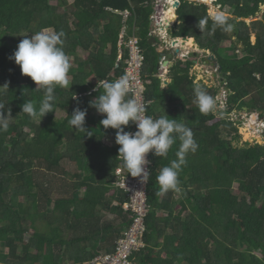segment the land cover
<instances>
[{
	"label": "trees",
	"instance_id": "obj_1",
	"mask_svg": "<svg viewBox=\"0 0 264 264\" xmlns=\"http://www.w3.org/2000/svg\"><path fill=\"white\" fill-rule=\"evenodd\" d=\"M153 1L75 0L67 6V0H0V85L9 86L0 95V102L11 111L9 128L0 131V243L9 250L7 254L0 251V264H85L102 250L114 251L131 225L130 213L123 210L128 197L113 184L116 168L123 166L120 145L115 142L116 130L103 129L100 121L104 116L89 106L99 95L93 90L97 81L115 80L124 74L125 63L121 60L116 66L120 48L125 49L124 43L119 45L124 26V37L137 36L145 54L143 72L151 79L145 96L147 115H166L154 106L166 98L168 118L191 128L198 144L196 152L187 155L179 177L183 193L178 204L183 201L188 205L186 217L175 213L174 200L168 194H159L157 183L160 169L176 159L179 141L167 157L149 153L152 164L147 184L146 246L133 254L135 263L264 264V144H235L234 140L241 138L239 128L230 117L221 116L233 108L243 110L245 105L249 111H261L264 117V19L255 20L264 0H216L222 10L230 13L233 29L225 32L217 28L211 35L207 4L181 0L177 10L172 36L195 38L202 48L212 51L222 67L220 76L228 89V104L227 109L220 110L217 121L215 110L201 113L195 102L194 87L201 85L190 76L193 60L175 62L167 89L155 75L160 54L149 43ZM126 11L130 12L127 19L123 14ZM251 17L254 20L247 22ZM200 18H207L203 32L196 26ZM50 26L64 33L62 47L71 59L68 76L72 85L55 89V110L61 104L68 108L67 116L56 118L54 112H49L40 121L23 113L22 105L31 101L38 109L44 90L35 89L36 83L23 75L9 57L17 49L19 41L15 39L19 35H32ZM253 33L257 35L255 43L251 40ZM6 36L14 41L9 43ZM185 44L195 46L193 39ZM78 47L91 50L86 60L78 57ZM227 48L236 54L243 51V55L227 58L222 53ZM123 54L125 60L127 51ZM92 77L96 80L90 81ZM223 84L201 87L217 97ZM241 101L245 102L243 106H239ZM77 107L87 109L85 127L92 132L90 136L68 123ZM27 126L31 132L25 131ZM133 128L130 122L125 130ZM106 139L111 144H106ZM66 157L76 163L78 171L72 182L63 178L64 195L55 199L48 177L56 173ZM35 163L48 170L46 182L39 179ZM236 183L238 192L234 189ZM113 189L116 192L111 194ZM6 195L10 196L8 201ZM22 197L26 203L20 200ZM15 205L20 209L15 218H9V209ZM162 210L168 212L165 220L158 215ZM101 212L116 217L104 221ZM40 218L44 220L43 228L39 226ZM70 231L72 236H63ZM26 234H30L27 240ZM98 240L100 244H96ZM49 245L53 252H48Z\"/></svg>",
	"mask_w": 264,
	"mask_h": 264
},
{
	"label": "clouds",
	"instance_id": "obj_2",
	"mask_svg": "<svg viewBox=\"0 0 264 264\" xmlns=\"http://www.w3.org/2000/svg\"><path fill=\"white\" fill-rule=\"evenodd\" d=\"M211 19L212 29L209 35L214 33L217 28L225 32L232 31L233 24L229 22L230 18L225 12L217 11ZM196 26L201 32L205 31L207 18H200ZM159 28L161 27L159 26L158 30ZM169 34L172 35L170 31ZM153 36H156L157 39L154 45L160 41L161 45L165 46V40L168 39L167 33L164 38L151 33V38ZM63 37L62 31L48 30L32 33L30 37L24 35V38L18 43L17 49L9 57L20 66L23 75L31 77L36 83L35 89L44 90V96L39 102L38 109L31 101L24 102L22 105L23 113L34 118L39 117L40 121L47 113H55L56 87L72 85L68 79L72 66L71 59L62 47ZM128 38L124 37V45ZM189 49L195 50L196 48ZM186 58L189 59L190 57ZM164 60L166 59L164 58ZM162 67L163 64L160 63L159 71ZM8 90V83L0 85V95L5 94ZM93 90L99 91V95L89 102V106L94 107L99 114L104 116L100 121L103 129L111 127L116 130L115 142L120 145L118 153L122 158L123 167L131 176L139 177L144 181L148 175L147 154L151 152L154 156L167 157L170 149L179 141V147L175 153L176 159L172 160L169 165L162 167L157 175L159 194H167L169 191L179 192V177L183 166L187 163L186 157L189 153H195L198 148L192 129L176 119H169L167 114L155 118L147 115L146 106L136 98L129 97L130 88L126 77L97 81ZM194 94L195 102L201 113L207 114L216 109L217 98L207 90L201 86H195ZM86 115L87 109L81 110L77 107L70 115L71 118L68 123L75 130L90 136L92 132L85 127ZM10 117V109H7L6 105L0 102V131H6L9 128ZM130 122L135 125L136 131L125 130Z\"/></svg>",
	"mask_w": 264,
	"mask_h": 264
},
{
	"label": "built area",
	"instance_id": "obj_3",
	"mask_svg": "<svg viewBox=\"0 0 264 264\" xmlns=\"http://www.w3.org/2000/svg\"><path fill=\"white\" fill-rule=\"evenodd\" d=\"M174 2L175 0H154L152 2L154 8V12L151 15L152 21L158 23L157 19L160 17V11H164V16H161V20L163 21L164 25H167L169 21H171L172 24L170 25L173 26L176 21L172 20V17L168 16L167 13L171 10L176 12L177 9L173 6ZM165 7L167 13H165ZM129 14L130 12L126 11V16H129ZM159 26L161 27L162 24L158 23L157 28ZM166 31V27L164 29L159 28V30L155 29L152 32V35L155 34L161 38H164ZM125 46L127 49V56L124 60V74L118 76L116 79L120 77H126L129 82V93L132 95V98H136L140 103L147 107L148 103L146 102L145 96L147 86L149 85L150 81L148 78H146V75L143 72V66L145 62L143 48L140 44L139 38L134 34L129 36L127 42H125ZM184 54L189 57L190 51L183 52V56ZM119 57L123 58V54L121 53ZM217 70L218 68L215 67L216 72ZM263 124L264 121L262 122V125ZM130 131H136L135 125ZM146 159L149 161V163L146 165L148 175L145 177L144 181H142L139 177H133L130 174H127L122 165L116 168V179L113 184L115 188L125 192L128 197V201L123 204V210L130 213L132 223L118 239L114 251L100 253L90 261V264H136L133 254L146 246L145 220L149 211L147 184L149 170L152 164L149 158V153L147 154Z\"/></svg>",
	"mask_w": 264,
	"mask_h": 264
},
{
	"label": "rangeland",
	"instance_id": "obj_4",
	"mask_svg": "<svg viewBox=\"0 0 264 264\" xmlns=\"http://www.w3.org/2000/svg\"><path fill=\"white\" fill-rule=\"evenodd\" d=\"M190 1L201 2V3L207 4L208 7H209L208 14H210L211 17L217 11H222L221 7L218 4H216V0H190ZM74 2H75V0H67V3H68L67 6L72 5ZM51 3L54 4V5L57 4L56 1H52ZM67 6H64L63 8H61L60 11L61 12L64 11ZM222 12L226 13V10L223 9ZM226 14L228 16H230V13H226ZM250 20L251 19H248L247 22H249ZM175 23H174V26H175ZM174 26H172L168 30L171 32ZM151 28H152V24H151ZM45 30L54 31L52 26H50L48 29H45ZM24 35H27L29 37L31 36V34H22V35H19L15 40H18L20 42L24 38ZM254 39H255V35L253 34L251 36V40L253 41ZM6 40L9 43H12L14 41L13 38L7 37V36H6ZM184 46L188 47V48H191V46H193V45L192 44H184ZM196 50H197V48H196ZM233 51L234 50H232V48H227V49H223L222 53H223V56H225L227 58H232L234 56H237V54L240 55V56L243 55V51L239 50L237 54L233 53ZM90 52H91V50H84L81 47H78L77 51H76L77 55L79 54L78 57L82 58L83 60H85L84 58H87L89 56ZM166 67H167V65H166ZM209 72H213V71H209ZM209 72L206 71V70L202 71V68H199V65L196 64V65L191 67L190 76H194V78H195L194 81H195L196 84L201 85V86H205L207 88H211L214 85L223 84V82L225 80L223 81V79L220 80V78H218V80H219L218 81L216 79V77H218V76L215 77V76L211 75V73L208 74ZM215 72L216 71H214V73ZM216 74H218V73L216 72ZM68 79L71 80L70 77H68ZM227 97H228V89L225 86V84H223L221 86V88H220V91H219L217 97H216L217 98V107L215 109L217 111V113H216L217 114L216 121L219 120V118H221V116H225L227 118L230 117L231 120H233L235 122V124L239 128L238 130H239V134L241 135V138L239 140L235 139L234 143L238 144L241 147L247 146V142L251 143L252 145L256 144V143L264 144V126H263L264 124L262 125V122L264 121V118H262L261 115L259 113H257V112H259L257 110L249 111L248 108L245 107V105H244L245 102L244 101H241L240 104H239V106H241V105L243 106L244 105L243 110H240L238 108H233L229 114H227V115L223 114V115L220 116V110L227 109L226 108L227 104H228L227 103ZM164 99H165V101H160L159 102L160 106L156 107V111L157 112H161L163 114H167L170 111L169 110V106H168L169 103H168V100L166 98H164ZM67 113H68V108H65L64 106H62L60 104V105H58L57 109L55 110V117L56 118H63L65 116H67ZM35 118L39 120V117H35ZM10 120H11V117H10ZM25 131L26 132H29V131L31 132L30 127L27 126L25 128ZM226 137H228L229 139L232 138L231 135H226ZM111 142L112 141H109L108 139L105 140L106 144H108V143L111 144ZM34 167H35L34 170L39 172V179L44 181V182H46L47 180L45 178V174H46V172H48V170L46 169L45 165L44 166H39L37 163H35ZM77 171H78V169H77L76 163L73 160H71L70 158L66 157V158H64L61 161V166L58 168L56 173L55 174L52 173V174L49 175L48 178L53 183V184L52 183L49 184V186L52 189L51 190V194H52V196L55 199H57V198H59V197L64 195L63 194V189H65V187L63 186V184H64L63 183V181H64L63 178H66L67 181H70L72 179L73 174L75 172H77ZM65 172H68L69 174L66 176ZM71 182H72V180H71ZM234 189L236 190V192H238V184L237 183L234 185ZM182 193H183V188L181 187L180 191L178 192V198H182V195H181ZM65 195H69V193H65ZM9 197L10 196L6 195L5 200L8 201ZM20 200L23 201L24 203H26L24 197L20 198ZM19 209L20 208H17L16 205L13 208H10L9 209V218H15L14 214H15V212H18ZM188 212H189L188 205L185 204L183 201L179 202V204H178V213L182 217H186ZM11 214H13V216ZM99 215L102 216L105 221L115 218V216H111V215H109L107 213H103V212H101V214H99ZM166 218L167 217L164 216L161 219L165 220ZM5 222H7V221H5ZM39 222H40L39 226L41 228H43L44 227L43 218H40ZM2 223H3V220H0V225H2ZM32 229H34V226H32ZM72 235H73V231L63 233L64 237H69V236H72ZM26 236L29 237L28 234H26ZM153 237L155 239L156 234ZM2 245L3 244L0 243V248L4 251L5 247L2 246ZM53 250H54L53 246L49 245L48 252H53ZM257 253L260 255L259 251H257ZM87 264H90V262H88Z\"/></svg>",
	"mask_w": 264,
	"mask_h": 264
},
{
	"label": "crops",
	"instance_id": "obj_5",
	"mask_svg": "<svg viewBox=\"0 0 264 264\" xmlns=\"http://www.w3.org/2000/svg\"><path fill=\"white\" fill-rule=\"evenodd\" d=\"M220 6V5H219ZM221 7V6H220ZM165 10H166V7H165ZM223 11V10H222ZM163 12V11H162ZM165 13H167V10L165 11ZM123 14H125V19H127V17L128 16H126V13H123ZM168 15V14H167ZM166 16V15H165ZM169 16V15H168ZM163 17V16H162ZM252 18H254V17H252ZM178 19V18H177ZM263 20L264 19V5H262V7H261V11L258 13V15H257V17L255 18V20ZM248 20V19H247ZM249 22H251V21H249ZM174 26V25H173ZM155 27V28H154ZM126 29V27L124 26L123 27V29H122V31H121V36H120V43H119V45H120V47L122 46V44L124 43L123 42V40H124V30ZM158 30V28H157V24H154V22L152 21V31H151V33L154 31V30ZM151 33H150V35H151ZM254 35H255V39L252 41L253 43H255L256 41H257V35H256V33H253ZM252 34V35H253ZM150 39H151V37H150ZM192 39H195V38H192ZM150 41V40H149ZM154 43L155 42H153L152 41V43L151 44H153L154 45ZM198 44V43H197ZM161 45V43H160V41H158L154 46H156V50H157V52L160 54V58H159V62L160 63H162V64H165V62H166V60L168 59L167 58V54H171V53H173L174 51H173V49H171V50H168L167 49V47H164V50H159V48H157V47H159ZM199 45V44H198ZM124 51L120 48V51H119V54H118V60H117V67L119 66V63H120V61L122 60L123 61V63L125 62L122 58H120L119 57V55L122 53L123 54V52H125V51H127V49H126V47H125V45H124ZM194 48H195V46H194ZM85 50V49H84ZM186 51H190V55H189V59H191L192 57H193V53H194V51H197V55H198V57L200 58V61L198 62V63H195V65L196 64H198L199 65V68H202V71H213V72H209L208 74H210L211 73V75H213V76H218V77H216V79L218 80V78H220V80L222 79L221 78V76H220V74H216V72L214 73V71H215V66L214 65H212L211 63H207V56H209L211 53H212V51H211V53H209V51H200V50H193V49H189V48H187L186 47V49L183 51V52H186ZM189 53V52H188ZM188 53H186V54H188ZM213 54V53H212ZM79 55V54H78ZM201 55V56H200ZM123 56H124V54H123ZM184 57H188V56H186L185 54H184ZM164 58L166 59V60H164ZM85 60L87 59V58H84ZM178 59H180L179 57H177V56H173L172 58H170L169 59V61H170V63L172 64V66L175 64V62L178 60ZM159 63V64H160ZM167 64V63H166ZM171 66V67H172ZM166 67V66H165ZM170 67V68H171ZM170 68H168V66H167V68H165L164 70H163V73H160V71H159V68H158V71H157V73L155 74V75H157L159 78H161L162 79V88L163 89H167L168 88V85L170 84V82H171V78L169 77V71H170ZM209 68V69H208ZM151 74V73H150ZM112 75H114V72H112ZM148 75V74H147ZM68 77H70L71 78V76H68ZM148 77L149 78H151L149 75H148ZM93 79H95V77H92V78H90V81L91 80H93ZM166 79H168L169 80V83H168V85H165V83H164V80H166ZM96 80V79H95ZM216 80V81H217ZM149 81H151V79L149 80ZM219 81V80H218ZM164 101V100H163ZM163 105V104H162ZM168 105V104H167ZM154 106H155V108L156 107H159L160 106V103H155L154 104ZM165 106V105H164ZM215 112H217L216 110H215ZM261 115V114H260ZM262 117V116H261ZM262 118H264V117H262ZM116 189V188H115ZM115 189H113L112 191H111V194H114L115 192H116V190ZM119 190V189H118ZM168 195H167V197L169 196V197H171L173 200H174V210H175V213H178V192H174V194H170V193H167ZM164 198V197H163ZM114 204H117V202L116 201H114ZM172 205L173 204H171V207H172ZM54 206H55V204L53 203L52 205H51V208H54ZM41 212L42 213H44L45 212V210L44 209H42L41 210ZM105 213V212H104ZM107 214H109V215H111V216H115V214H112V213H107ZM158 215H159V217H164V216H166V217H168V212L167 211H165V210H162V211H159V213H158ZM116 217V216H115ZM45 218H47V217H45ZM114 219V218H113ZM47 220V219H46ZM45 220V221H46ZM105 221V220H104ZM34 230V229H33ZM26 236V235H25ZM28 236H30V234H28ZM29 237H27L26 236V240L28 239ZM161 242H162V240H160ZM101 242H100V240H98L97 242H96V244H100ZM0 251L2 252V249L0 248ZM8 248L7 247H5V250L3 251L4 252V254H7L8 253ZM107 251H101V253H106ZM85 264H87V262L85 263Z\"/></svg>",
	"mask_w": 264,
	"mask_h": 264
},
{
	"label": "water",
	"instance_id": "obj_6",
	"mask_svg": "<svg viewBox=\"0 0 264 264\" xmlns=\"http://www.w3.org/2000/svg\"><path fill=\"white\" fill-rule=\"evenodd\" d=\"M180 4H181L180 0H175L173 6H174L176 9H178L179 6H180ZM117 12H118V13H121V11H119V10H118ZM123 13H126V12H123ZM173 13H174L175 16H176V18H175L174 21H176V19H177L178 16H177L176 12H173ZM167 14H168V13H167ZM161 16H164V11H163V12L160 11V17H158L157 22L162 24L161 29H164V28L166 27V30H167L166 33L168 34V36H167L168 39L165 40V46H164V45H161V46L159 47V50H164V47H167L168 50L173 49V51H174V52L171 53V54H170V53L167 54V58H168V59L166 60L165 64H163V67L160 69V73H163V70L165 69V66H166V65L168 66V68H170V67L172 66V64L170 63L169 59L172 58L173 56H177V57H179L180 59L186 61L187 58L183 56V51L186 49V47L184 46V44H185L186 41H188L190 38H189V37H176V38H173V36L169 34V30H168V29H170V28L172 27V26L170 25V24H172V22L169 21V23H168L167 25H164L163 21L161 20ZM249 19H251L250 21H253V20H254L252 17L249 18ZM158 23L154 22V24H158ZM167 37H166V38H167ZM180 38H181L182 41H183V42H181V43H179ZM152 41H153V42H156V41H157L156 36H153V37L150 39L149 43L151 44ZM194 44H195V48H197L198 50H205V51H209V53H211V50H210V49H208V48H205V49H204V48H202L200 45H198L195 39H194ZM191 60H193L195 63H198V62H199L200 59L197 57V52H194L193 57L191 58ZM166 63H167V64H166ZM207 63H211L212 65H214L215 67H217V68H218V70H217V73H218V74H220V73L222 72V67L219 65L218 60H217V58H216V56H215L214 54L211 53V54L208 56ZM164 83H165V85H168L169 80H168V79L164 80ZM216 113H217V112H216ZM257 113L261 114V111H259V112H257Z\"/></svg>",
	"mask_w": 264,
	"mask_h": 264
},
{
	"label": "bare ground",
	"instance_id": "obj_7",
	"mask_svg": "<svg viewBox=\"0 0 264 264\" xmlns=\"http://www.w3.org/2000/svg\"><path fill=\"white\" fill-rule=\"evenodd\" d=\"M168 15L172 17V20H175L176 16L174 15L172 10L170 12H168ZM190 39H192V38H190ZM191 48H194V46H191Z\"/></svg>",
	"mask_w": 264,
	"mask_h": 264
},
{
	"label": "flooded vegetation",
	"instance_id": "obj_8",
	"mask_svg": "<svg viewBox=\"0 0 264 264\" xmlns=\"http://www.w3.org/2000/svg\"><path fill=\"white\" fill-rule=\"evenodd\" d=\"M207 59H208V58H207ZM207 59H206V60H207Z\"/></svg>",
	"mask_w": 264,
	"mask_h": 264
}]
</instances>
